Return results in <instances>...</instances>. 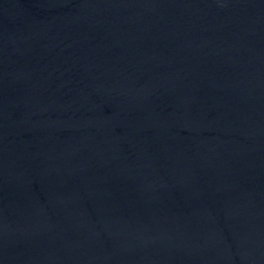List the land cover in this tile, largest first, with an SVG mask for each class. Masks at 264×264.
Listing matches in <instances>:
<instances>
[{
    "label": "water",
    "instance_id": "water-1",
    "mask_svg": "<svg viewBox=\"0 0 264 264\" xmlns=\"http://www.w3.org/2000/svg\"><path fill=\"white\" fill-rule=\"evenodd\" d=\"M0 264H264V0H144L0 80Z\"/></svg>",
    "mask_w": 264,
    "mask_h": 264
}]
</instances>
